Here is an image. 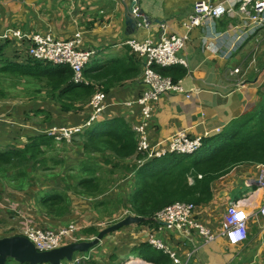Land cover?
<instances>
[{"label": "crops", "instance_id": "0c3cea01", "mask_svg": "<svg viewBox=\"0 0 264 264\" xmlns=\"http://www.w3.org/2000/svg\"><path fill=\"white\" fill-rule=\"evenodd\" d=\"M223 1L0 0V31L16 28L63 41L79 35L78 48L94 52L84 70L89 85H83L92 89L87 92V88H76V94H71L66 90L71 86L72 77L53 90L45 79L20 74V67L35 66L39 61L30 57L27 43L0 40V95L5 94L0 100L10 98L15 89L21 92L11 98L25 99L12 101V105L6 101L0 107V153L18 151L30 138L43 135L52 127L87 122L93 112L90 99L96 91L106 94L105 113L93 124L99 126L98 134L114 131L109 122L119 118L134 133L136 143L134 152L121 158L111 149L105 150V159L119 158L121 162L115 161L117 168L98 163L105 170L100 186L104 193L95 197L74 192L79 189L76 178L85 175L84 165L94 160L85 152L84 134L71 143L53 142L54 149L47 153L46 167L27 170V177L22 176L23 164L8 168L0 175V239L20 235L26 222L41 230H56L73 222L80 227L78 237L84 241L94 238L92 234L84 235V231L95 228L99 232L102 223L126 218L131 194L136 183L142 182L143 176L137 182L135 179L136 169L144 166L136 153V126L145 123L152 146L179 130H185L191 139L204 141L264 103V23L257 25L235 9L221 18L208 19L190 32L180 52L187 59L188 68L180 65L156 68L181 80L186 90L196 89L197 93L191 99L177 93L163 95L154 104L151 118L145 121L142 117L138 100L147 90L143 82V59L131 50L127 41H158L163 23L168 24L167 32L182 34L195 4L216 5ZM134 2L141 10L139 21L145 24L142 27L134 28L130 22ZM9 64L15 65L17 73L7 71ZM4 110L15 113L9 115ZM166 156L151 171L164 167L160 163ZM93 157L103 159L100 153ZM262 167L260 164L237 167L213 181L210 196L205 195V200L196 204L193 219L216 236L211 243H206L196 229L168 228L154 219L121 228L106 236L90 252L77 254L72 262L62 264H77L74 259L78 261L89 255L100 264H124L131 257L154 264H184L188 253L194 250L197 251L188 264H264V223L256 215L264 198L259 189ZM189 183L193 185L192 178ZM58 191L66 194L68 212L64 215L47 213L42 204L43 197ZM236 201H242L240 210L247 217L249 233L248 239L238 245L228 241L223 223L228 208ZM151 234L170 248L173 258L147 242ZM113 235L116 242L109 247ZM144 244L150 250H141ZM15 262L8 260L7 264Z\"/></svg>", "mask_w": 264, "mask_h": 264}, {"label": "built area", "instance_id": "2783aa9c", "mask_svg": "<svg viewBox=\"0 0 264 264\" xmlns=\"http://www.w3.org/2000/svg\"><path fill=\"white\" fill-rule=\"evenodd\" d=\"M121 1L125 2L126 0ZM235 9L239 14L251 18V21L257 25L264 23V0H224L216 5L198 2L184 24L182 34L167 32L168 24L163 23L160 24L161 35L158 41L151 39L143 41L130 39L127 41L132 51L143 59V82L147 86V90L140 97L138 103L142 106L141 112L145 121L151 118L154 112V104L163 95L177 93L191 99L197 93L196 89L186 90L181 80L174 81L173 78L158 72L156 68H170L179 65L188 68V61L183 55H180V52L185 48L190 32L202 26L208 19L221 18L231 14ZM130 15L134 19L141 17V10L137 2H134L131 7ZM144 25V22L138 23L140 27ZM0 40H15L18 43H27L28 54L33 60L54 66H68L73 71V82L75 84L89 85V82L84 78V70L91 61L94 52L78 48L79 35L75 39L63 41L54 39L51 35L30 34L21 29L6 28L0 31ZM210 48H212L211 44ZM105 99L106 94L104 92L96 91L90 99L93 112L87 122L75 126L53 128L49 131L50 135L54 136L57 141H72L77 134L97 121L105 112ZM145 126V123H143L134 128L138 140L136 153L145 161L162 158L169 153L193 154L203 145L200 138L191 139L185 130H179L171 138L152 146L148 141ZM217 131L219 132V129ZM259 188L264 194V166L260 174ZM240 205L241 201L232 203L223 218L225 235L230 243L236 245L245 242L248 238L247 218L240 211ZM194 211L195 205L193 203L178 201L159 211L154 219L168 228L178 230L196 229L206 243L213 242L216 236L203 224L193 219ZM241 214H243L242 218H240ZM256 215L264 223V198ZM104 225L105 223H102L100 227ZM79 230L80 227L73 222L56 230H41L26 222L20 233L28 238L38 251L48 252L69 243L84 241L77 236ZM65 240L69 242L64 243ZM147 242L156 250L172 258L174 257L170 248L154 234L147 237ZM196 251L188 253L187 262L184 264H188ZM134 258H129L124 264H154L139 258L134 260Z\"/></svg>", "mask_w": 264, "mask_h": 264}, {"label": "trees", "instance_id": "16d2710c", "mask_svg": "<svg viewBox=\"0 0 264 264\" xmlns=\"http://www.w3.org/2000/svg\"><path fill=\"white\" fill-rule=\"evenodd\" d=\"M6 68L7 71L10 70L8 72L17 73L13 64H9ZM20 68V74L30 77L37 76L41 80L45 79L47 85L53 90L60 88L71 77V86L67 88V92L76 94V88H87V92L92 89V87L75 84L73 71L68 66H54L39 62L35 66ZM162 73L167 76L166 73ZM61 78L62 80L59 81ZM173 80L177 81L174 78ZM4 96L5 94L0 95V97ZM109 124L114 128V131L105 130L104 133L98 134L99 126L92 125L83 133L85 152L91 156L90 159L94 160L92 164L84 165L83 173L85 175L76 178L79 189L74 192L80 195L95 197L104 193L100 186L105 170L99 166V162L105 166L110 164L112 168L119 167L115 163V161L121 162L119 158L109 160V158L103 157L106 149H111L120 158L124 154L130 155L134 152L136 144L134 133L129 130L127 125L119 118L110 121ZM53 142H56L53 136L38 135L30 138L29 142L18 151L10 150L0 153V175L8 168H17L22 164L21 172L24 177L28 176L27 170L29 169L34 167L44 169L49 161L47 153L50 149H54ZM95 153H100L103 159L97 160L96 157H93ZM166 157V160L160 163L164 167H158L157 170L151 171L154 168L152 166H156L159 159L148 161L141 170L140 168L136 169V182L142 176L143 179L142 182L136 183L126 207L130 215L153 219L159 211L178 201L196 205L205 200V195L210 196L211 184L216 179L227 175L243 164L264 165V103L252 113L232 121L221 133L205 139L199 151L193 154L172 153ZM189 178L194 181L193 185L189 183ZM65 202L66 194L60 193V191L53 193L50 197L42 198V204L47 209V213L51 212L57 215H64L68 212ZM98 233L95 228L84 231V235L96 236ZM141 250H150V248L144 244L141 246ZM84 257L85 259L82 258L78 261L74 259V262H78L77 264H100L91 260L90 255Z\"/></svg>", "mask_w": 264, "mask_h": 264}, {"label": "water", "instance_id": "95a60500", "mask_svg": "<svg viewBox=\"0 0 264 264\" xmlns=\"http://www.w3.org/2000/svg\"><path fill=\"white\" fill-rule=\"evenodd\" d=\"M130 22L134 28L137 27L136 21L131 20ZM146 220L153 219L129 215L123 220L100 230L92 239L69 243L48 252L38 251L35 245L25 236L15 235L5 237L0 239V264H7L8 260H14L20 264H62L64 261L72 262L75 255L90 252L111 233L132 224L145 222Z\"/></svg>", "mask_w": 264, "mask_h": 264}, {"label": "rangeland", "instance_id": "374dc122", "mask_svg": "<svg viewBox=\"0 0 264 264\" xmlns=\"http://www.w3.org/2000/svg\"><path fill=\"white\" fill-rule=\"evenodd\" d=\"M18 91H20L21 92V89H15V90H12L11 92L12 93H10V98L8 97V99L7 100H0V107L4 104V102H6V101H8L9 102V104H11V102L13 101L14 103L15 102H20L21 100H25L24 98H19V97H15V98H11V96H15L16 94H18L19 92ZM12 102V103H13ZM12 105V104H11ZM33 112V111H32ZM31 112V113H32ZM3 113H8L9 115L10 114H14L15 112L14 111H12V110H8V111H3ZM25 140V142H26V136H25V138H24ZM138 177H140V176H138ZM121 209H122V207H120ZM126 217L127 216H129V211L128 212H126ZM111 222H105V225L103 226V227H101V230L102 229H104V228H106V227H108V226H111V225H113V224H115V223H117V222H115V220H110ZM114 221V222H113ZM118 221V220H117ZM110 240H112V242H110L108 245H109V247H112V246H114V244H115V240H116V238L114 237V235L110 238ZM113 241H115V242H113ZM66 242H69L68 240H65L64 241V243H66ZM136 259V258H135ZM16 263V262H15Z\"/></svg>", "mask_w": 264, "mask_h": 264}, {"label": "clouds", "instance_id": "9594fccd", "mask_svg": "<svg viewBox=\"0 0 264 264\" xmlns=\"http://www.w3.org/2000/svg\"><path fill=\"white\" fill-rule=\"evenodd\" d=\"M138 5V4H137ZM133 6V5H132ZM131 10V9H130ZM129 15H130V13H129ZM130 17V19L131 20H133V21H136L137 22V27H140V26H138V23L140 22V23H143V21L141 22V21H139V19L141 18H139V19H134L133 17H131V15L129 16ZM130 40V39H129ZM132 50V49H131ZM89 64V63H88ZM87 64V65H88ZM86 68V67H85ZM84 78H85V76H84ZM85 80H86V78H85ZM78 85H85V84H78ZM85 86H88V85H85ZM93 96V95H92ZM105 113V112H104ZM102 116V115H101ZM100 116V117H101ZM99 117V118H100ZM95 122H97V121H95ZM95 122L94 123H92L90 126H88V127H86L85 129H83L82 130V132L81 133H79V134H77L73 139H72V141L74 140V139H76L80 134H83L87 129H89L93 124H95ZM53 128H62V127H52V128H50L48 131H46L45 132V134H47L48 136H52V135H50V133H49V131L51 130V129H53ZM219 134V133H218ZM54 137V136H53ZM55 138V137H54ZM55 141L56 142H67V141H65V140H63V141H57L56 140V138H55ZM72 141H70V142H67V143H71ZM204 142V141H203ZM203 146V145H202ZM202 148V147H201ZM200 148V149H201ZM199 149V150H200ZM198 150V151H199ZM136 151H137V148H136ZM163 158V157H162ZM156 159H161V158H156ZM138 160H139V163H143L144 165L148 162V161H150V160H143L142 159V157H140V156H138ZM152 160V159H151ZM262 166H264V165H262ZM260 174H261V172H260ZM259 180H260V177H259ZM260 189V188H259ZM262 191V190H261ZM263 192V191H262ZM264 195V194H263ZM236 202H238V201H236ZM263 202V201H262ZM262 204V203H261ZM195 205V204H194ZM241 206H242V201H241V205H240V208H241ZM195 208H196V205H195ZM241 211V210H240ZM242 212V211H241ZM245 216V215H244ZM246 217V216H245ZM247 218V217H246ZM153 220H154V218H153ZM248 223V222H247ZM21 235V234H20ZM248 236H249V233H248ZM227 238V237H226ZM248 239V238H247ZM229 241V240H228ZM230 242V241H229ZM244 243V242H243ZM242 244V243H241ZM234 245H236V244H234ZM238 245V244H237ZM83 254H85V253H83ZM192 258V257H191Z\"/></svg>", "mask_w": 264, "mask_h": 264}, {"label": "snow or ice", "instance_id": "6c2138e0", "mask_svg": "<svg viewBox=\"0 0 264 264\" xmlns=\"http://www.w3.org/2000/svg\"><path fill=\"white\" fill-rule=\"evenodd\" d=\"M242 215H243V214H241L240 218H242Z\"/></svg>", "mask_w": 264, "mask_h": 264}, {"label": "bare ground", "instance_id": "6f19581e", "mask_svg": "<svg viewBox=\"0 0 264 264\" xmlns=\"http://www.w3.org/2000/svg\"><path fill=\"white\" fill-rule=\"evenodd\" d=\"M134 260H135V258H134Z\"/></svg>", "mask_w": 264, "mask_h": 264}]
</instances>
